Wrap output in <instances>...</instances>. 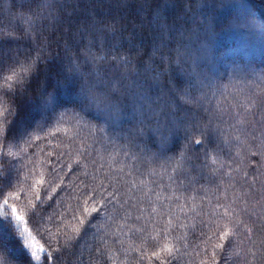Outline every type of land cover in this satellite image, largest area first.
<instances>
[{
	"label": "trees",
	"instance_id": "16d2710c",
	"mask_svg": "<svg viewBox=\"0 0 264 264\" xmlns=\"http://www.w3.org/2000/svg\"><path fill=\"white\" fill-rule=\"evenodd\" d=\"M163 4L165 0H149L147 8L143 7L142 0H125L123 5H118L116 0H0V32L10 34L0 43V62L4 65V72L0 74V124L7 128L15 121L9 140H3L0 135V188L4 197L10 192L20 195L19 201H10L19 208L32 199L31 185L36 179L41 176L52 179V161L59 158L57 167L63 169L60 175L68 173L64 181L67 188L55 197L57 202L45 197L39 205L40 209L49 203L52 205L43 213V220L38 221L39 231L29 226L36 237L34 242L44 248L41 259L33 258L32 264H45L48 255L57 259L48 260L47 264H81V258L85 264H91L89 257L95 255L97 247L107 249L106 255L110 257L107 264H137L138 252L132 249L144 248L150 253L157 241L165 243L160 235L165 230L169 234V246L181 249L172 264H200L205 250L207 256L212 254L211 246L204 242L212 234L210 228L216 230L219 225L222 230L225 224L234 234L230 243L222 242L225 247L217 250L216 264H248L249 261L262 264L261 259L246 256L251 246L246 238L247 230L253 232L252 239L258 240L262 235L259 212L251 214L254 205L259 208L258 193L256 198L246 195L250 191L248 183L256 176L264 182L260 132L253 139L248 124L232 127L235 122L226 114L223 122L213 120L209 124L201 108L204 119L189 126L187 137L181 128L165 131L163 138L145 135L130 141L126 130L132 125L117 123L109 127L102 120L94 119L95 112L89 116L75 106L79 101L73 91L76 85L68 70L69 61L79 56L82 63L86 55L84 46L94 31L91 22L115 17L119 27L127 30L122 37L117 32L116 39L109 40L107 46L97 41V46L92 48L97 63L82 65V70L95 73L101 68L99 58L104 56L109 61L114 56H131L133 77L135 72L143 73L147 69V78L152 82V77L163 73L153 89L145 86L151 100L155 102L160 96L170 100L167 90L172 88L176 75L187 86V73L194 68L191 61L183 67L176 62L175 50L181 33L187 43L186 29L203 36L210 28V50L216 63L210 72L205 69L211 84L203 89L207 93L204 107L233 113L242 111L238 105L251 107L250 95L264 90V82L257 78L264 70V32L229 27L228 21L241 17L264 23V0H225L223 6L221 0H192L191 3L167 0L166 7H158ZM158 12L166 14L170 27L176 30L171 35L166 32L163 43L157 39L154 44V37L158 35L154 18ZM154 46L158 51H153ZM170 50L171 61L167 59ZM14 60L18 61L15 72L23 81V89L17 87L15 76L11 81L4 79L13 75L9 65ZM116 67L113 62V69ZM234 68L244 71L233 73ZM113 69L109 70V76L117 75ZM124 71L120 68V72ZM131 80L132 77L124 83ZM120 102L127 109V116L131 115L134 105L148 106V101H138L128 94L121 96ZM175 104L196 111L193 104L178 95ZM258 118L249 117V120ZM25 132L28 134L22 135ZM196 140L201 143L197 145ZM101 185L104 187H98ZM259 187L257 183L256 188ZM93 189L97 193L96 203L84 205L87 199L84 193L91 196ZM110 192L115 193L114 204L103 198ZM41 195L44 196L43 189ZM4 197H0V203ZM78 201L80 211L75 212L78 219H73L72 210L77 208ZM100 205L103 208L99 213L82 215L83 207ZM220 205L229 208L232 216L212 217L213 211L224 212ZM8 212L10 217L11 210ZM79 219L85 223L79 224ZM237 220L240 224L235 227ZM210 221V228L205 227ZM0 242L12 264H26L25 249L18 245L2 216ZM23 243L21 238L20 244ZM212 243L221 242L217 237ZM196 251L201 252L200 257L195 255Z\"/></svg>",
	"mask_w": 264,
	"mask_h": 264
},
{
	"label": "snow or ice",
	"instance_id": "6c2138e0",
	"mask_svg": "<svg viewBox=\"0 0 264 264\" xmlns=\"http://www.w3.org/2000/svg\"><path fill=\"white\" fill-rule=\"evenodd\" d=\"M188 3H191L192 0H187ZM225 0H221V6H223ZM118 5H123L125 0H116ZM144 8L149 7V0H142ZM167 0L165 4L158 5V7H166ZM93 24L94 31L91 33L92 39L89 41L88 45L84 46L85 57L81 61V57L77 56L74 59L69 61L68 70L69 73L74 76V87L73 91L78 96V103L75 105L85 114L91 116L93 112L96 113L94 119L102 120L104 123L108 124L109 127L114 126L119 123L121 126L123 124L132 125L128 128L127 138L130 141H134L138 138L144 137L145 135H159L161 138L164 136V132L169 129L179 130L184 129L186 137L189 133V126L196 124L197 121H203L204 116L200 114V109H204V113L208 116L209 124L213 120H220L223 122V115H227L230 120L235 123L232 127L237 125L243 126L248 124L251 129V135L253 139L256 138V133H261V147L264 148V90L261 94H252L248 99V104L251 107H245L244 105H238L242 111L239 113H233L232 111L225 112L224 109H213L211 106L205 108L203 101L207 99V93L203 92L204 88H207L211 84V77L207 74L215 66L216 60L214 54L210 50V33L211 29H206L205 34L202 36L199 32L193 31L191 29H186L189 32V39L187 43L184 42L183 33H181V39L179 42V47L175 50L176 62L183 67L188 61H191L194 64V68L190 73H187V86L185 82L178 75H176L175 81L171 89H168V96L171 98L165 99L163 96H160L157 101L153 102L151 97H149L145 92V86L147 89H153L155 82L158 80L160 75L163 73H157L156 76L152 77V82L147 78L148 70H144L143 73L137 71L135 76H132L131 65L133 63V57L124 55L114 56L112 60L109 61L108 56L99 58L101 63V68L96 69L95 73L92 70H82V65L86 66L89 63L96 64L98 58L92 53V48L97 46V41H103L104 46L108 45L109 40H115L117 32H120L122 37L123 31L127 29H121L119 27L118 18H112L111 20H100L91 22ZM154 23L157 25L155 31L158 34L154 37V44L157 39H160L163 43V36L167 32L169 35L176 29L170 27L169 19L163 12H158L157 16L154 18ZM174 23V22H173ZM99 24L100 27L96 28L95 25ZM229 27H247L250 29H259L261 32H264V23H257L253 19L247 18H230L228 21ZM9 33L0 32V43H3V38ZM83 35V34H81ZM133 37L135 32L133 31ZM165 47L168 45L165 44ZM123 47V45H121ZM153 51H158V49L153 47ZM173 53L170 50L168 55V60L171 61ZM164 58L162 57V62ZM113 62L117 65L113 69ZM18 61H13L9 65L10 70L12 71V76L5 77V81H11L15 76L17 78V87L19 89L24 88L23 81L19 79L18 74L15 72V64ZM104 65H107L106 67ZM120 68L125 69L124 72H120ZM113 69L116 72V76H109V70ZM207 69V72L205 71ZM175 75V69L172 70ZM244 69L234 68L232 69L233 73L243 72ZM4 72V65L0 62V74ZM95 76V78H93ZM132 77L131 83L125 84L124 82L129 80ZM259 80L264 82V70H262V75L257 77ZM143 83H140V81ZM167 87L166 85L164 86ZM163 90V89H162ZM201 92L200 96L195 95L196 92ZM19 94V93H15ZM128 94L132 95L134 99L138 101H148V106L146 107L144 103H139L138 107L134 105L133 111L130 116H127V109L122 107L120 98L121 96ZM11 95V94H10ZM180 96L186 103L193 104L196 108V111L191 109H183L181 105L175 104L176 96ZM174 105V107L170 106ZM183 111V115H181ZM249 117H259L255 120H249ZM171 118V119H170ZM15 121L12 122L7 128L0 124V135H2L3 140H9ZM199 128V125H196ZM102 130V129H101ZM28 133H22V135H27ZM12 139H15L12 137ZM239 141V137H235ZM195 143L199 145L201 142L196 140ZM242 143V142H241ZM51 156V153H48ZM52 167L50 174L52 175L51 180H46L43 176L34 181V184L31 185V189L34 191L32 199L27 201V204L23 207L17 206L15 203L10 201L20 200V195L17 192H10L7 197H4L3 188H0V197H4L2 203H0V216L4 217L7 220V223L11 229V234L17 238V243L19 246L25 249V255L28 256L26 264H32V259L36 261L41 259V256L38 255V252H43L44 248L41 246L39 249L34 248L32 241L36 240V237L32 235L30 231V225L36 231H39L37 227L38 221L43 220V213L47 211V208H50L51 203L43 209H40L39 205L43 204L45 197L48 200L57 202L55 197L59 192L64 191L67 188L65 184V177L68 173L60 175L63 171L62 168H58L57 165L60 163L59 158L55 161H52ZM69 168V172H71ZM59 181V182H57ZM245 183H248L245 180ZM257 183H260L259 189L256 188ZM11 187V185H9ZM103 188L104 186H98ZM249 193H246L250 198H256L258 193V198L256 199V205L259 206L258 210L256 206H253L252 215H257L259 212L258 220L261 222V227L259 229L262 234L261 237L256 240L252 239L253 232L247 230L246 238L251 241V246L247 249L246 256L250 255L253 259H261L262 264H264V182L260 181L259 176H256L251 183H248ZM41 189L44 191V196L41 195ZM50 189V192H49ZM93 195L88 196L87 193H84L87 196V199L83 201L84 205L89 203H96V189H93ZM107 203H115V193H108L106 197H103ZM224 212L220 213L218 211H213L211 213L212 217L218 219H228L232 216V211L224 205ZM103 208V205L99 207L93 206L91 208L85 206L82 210V215L91 216L92 213H99ZM8 209L11 210L10 217ZM80 211V203L77 202V208L72 210L73 219H78L75 215V212ZM27 213V219H26ZM207 215V213H205ZM95 218V217H93ZM51 219V217H49ZM13 221L15 222L13 225ZM231 222V221H230ZM85 221L79 219V224L83 225ZM210 221L205 227L210 228ZM255 223V221H253ZM240 222L235 221L234 226L238 227ZM68 227V225H65ZM73 228L76 226L73 225ZM77 231L79 229H76ZM211 230V235L207 237L204 241L206 245H210L212 248L211 256H207V251L205 250V256L201 258L200 264H216L217 250L222 249L225 245L222 243L226 240L231 242V236L234 234L228 227L227 224L224 225L223 229L220 230L219 225H217L216 230ZM139 231V230H137ZM162 238L165 240V243L160 244L157 241L155 250L148 252L144 248H133L132 251L138 252V257L136 258L137 264H143L147 260V264H153L154 261H158L159 264H172L173 260L176 259L178 253L181 252L180 248L175 246H169V241L167 236L169 235L167 230L163 233H160ZM28 237L25 239L23 244H20L21 238ZM218 237V240L221 243H212L214 239ZM178 239H183V237H178ZM67 243V242H66ZM74 246V245H73ZM28 249H31V252H28ZM255 249V250H253ZM107 249L97 247L95 249V255L90 256L89 260L91 264H107L109 256L106 255ZM184 254H187L185 247ZM195 255L197 257L201 256L200 251H196ZM57 259L51 255L45 257V264L48 260ZM0 264H12V261L7 255V251L4 248L2 242H0ZM81 264H85L83 258H81ZM251 264V261L248 262Z\"/></svg>",
	"mask_w": 264,
	"mask_h": 264
},
{
	"label": "rangeland",
	"instance_id": "374dc122",
	"mask_svg": "<svg viewBox=\"0 0 264 264\" xmlns=\"http://www.w3.org/2000/svg\"><path fill=\"white\" fill-rule=\"evenodd\" d=\"M25 239H29V238H28V237H25L24 240H25ZM32 243H33V245H34V248H36V249H39V248H40V247L37 245V243H35L34 241H32ZM28 251L31 252V249H28ZM40 253H41V252H38L37 254L40 255Z\"/></svg>",
	"mask_w": 264,
	"mask_h": 264
}]
</instances>
